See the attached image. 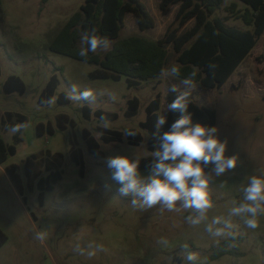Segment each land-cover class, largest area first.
<instances>
[{
  "label": "rangeland",
  "instance_id": "1",
  "mask_svg": "<svg viewBox=\"0 0 264 264\" xmlns=\"http://www.w3.org/2000/svg\"><path fill=\"white\" fill-rule=\"evenodd\" d=\"M85 0H0V137L16 145V153L0 163V264H187L182 245H189L198 256V264H264V215L258 217L256 229L247 228L241 217H232L237 225L235 239L227 245V253L211 258L219 244L229 238L212 237L205 224L215 216L228 218L229 209L242 201V188L251 175L264 176V36L258 41L238 70L218 88L207 89L197 84L191 99L213 108L216 112L217 135L227 140L226 156H238L234 170L217 177L213 171L209 190L213 207L208 220L199 226L186 222L194 210H185L177 202V210H162L160 205L141 209L132 207V197L121 196L120 185L111 179L106 159L115 155L133 156L141 162L151 159V134L140 126L146 118V106L159 98L158 117L167 107L166 91L178 80L160 75L128 86L126 76L120 79L101 74L103 69L94 63L52 51L48 44ZM154 18L150 28L139 29L136 16L127 12L124 25L112 45L123 38L138 35L149 39L163 36L166 24L174 20L173 6L164 13L160 0H141ZM234 0H224L215 15L224 13V6ZM243 4V3H242ZM245 27L242 20H238ZM192 26L187 22L184 28ZM260 52V56L256 53ZM101 56L105 51L98 50ZM175 63L171 46L164 68ZM59 83L50 99L53 104H40V93L52 74ZM10 74L18 75L25 86L21 93H7L3 84ZM79 90L91 89L96 98L89 101L59 102L60 92L68 97L72 86ZM115 97L114 99L112 97ZM136 96L139 105L132 115H125L127 100ZM118 113L116 119L91 115L86 118L82 106ZM20 112L28 117V128L15 140L2 118L6 112ZM60 120V121H59ZM59 121V123H58ZM51 124L54 132L36 134L38 124ZM128 128L140 131L142 140L137 145L121 140L105 142L102 130ZM98 143L104 156H94L87 149V138ZM72 149L80 151L85 173L71 158ZM41 153L43 167L50 164L54 154L61 172L52 189L45 190L43 202L34 179L30 188L25 174L27 157ZM152 163V159H151ZM151 165V164H150ZM142 175L149 174L150 166L139 167ZM44 175V171L41 172ZM43 231V241L35 239ZM167 241L166 244L160 243ZM102 244L104 250L89 257L88 245ZM77 246L85 254L77 251Z\"/></svg>",
  "mask_w": 264,
  "mask_h": 264
},
{
  "label": "trees",
  "instance_id": "2",
  "mask_svg": "<svg viewBox=\"0 0 264 264\" xmlns=\"http://www.w3.org/2000/svg\"><path fill=\"white\" fill-rule=\"evenodd\" d=\"M224 0H160L159 7L166 12L170 5L176 4L174 20L168 24L162 37L149 39L138 35H131L116 41L110 51L103 56L98 53H89L87 59L77 55L80 47V34L92 27H96L100 35L107 36L110 40L116 39L120 29L124 25V17L127 12H133L136 16L139 29L143 30L154 25V18L146 5L141 0H85L79 10L74 12L64 25L54 35L48 47L57 53L65 54L76 59L85 60L99 65L101 74L113 79L126 76L128 86L139 85L143 80L160 75L169 55V47L175 53V63L181 68V76L197 72L196 81L201 87L212 89L223 85L235 72L242 61L250 54L258 40L264 35V0H238L244 7H239L237 1H232L224 6V13L215 15ZM1 14V8H0ZM242 20L245 24L237 26L230 24V20ZM192 21V26L184 28L185 24ZM217 65L214 74L209 70V63ZM59 79L54 73L48 80L45 88L40 93L38 102L45 104L53 95ZM166 91V102L170 104L176 98V94ZM3 90L7 93L25 90L22 79L15 74H10L3 84ZM59 102H68L66 92L58 95ZM139 105V98L133 96L127 100L125 115L135 113ZM159 108L158 95L146 106V118L140 122V126L150 134L149 149L153 150V143L159 140V136L170 129L171 124L180 117L176 111L166 112V123L156 128ZM188 112L192 114V122L215 127L216 112L213 108L196 103L191 99ZM83 116L90 118L92 114L99 118L116 119L118 113L103 109L92 108L85 102L82 106ZM60 121V120H59ZM58 121V123H59ZM28 123L27 115L20 112L8 111L2 118L4 127L10 128L17 123ZM45 131L54 132V127L49 123L38 124L36 134L42 135ZM133 132L135 135H127ZM128 138V143L137 145L142 140L141 133L136 128H128L125 132L120 130H102L101 138L105 142L121 140L123 135ZM15 140H20V133L13 135ZM87 149L94 156H104V151L99 143L92 137L87 138ZM14 143H6L0 137V163L9 155L16 153ZM54 160L43 167L41 153H34L27 157L24 163L25 174L30 188L34 186V179L39 189V201L43 202L45 190L53 188L61 179L60 170L55 161H59L60 154L53 155ZM71 158L79 166V173L84 176L85 167L80 151L72 149ZM151 159L141 162L139 167H148ZM212 164L205 171L211 172ZM44 171V175L41 172ZM232 238L220 242L219 250L211 255L217 258L227 253V245Z\"/></svg>",
  "mask_w": 264,
  "mask_h": 264
},
{
  "label": "clouds",
  "instance_id": "3",
  "mask_svg": "<svg viewBox=\"0 0 264 264\" xmlns=\"http://www.w3.org/2000/svg\"><path fill=\"white\" fill-rule=\"evenodd\" d=\"M112 41L99 34L96 27H92L80 34V47L77 55L87 59L89 53L110 51ZM210 71L217 67L214 63L207 65ZM197 72L193 71L187 76H181V68L172 65L161 68L160 77H172L178 80L169 91L176 94L172 103L167 104L166 110L156 121L157 130L166 123V112L176 111L181 115L175 120L170 129L159 136V146L151 152L152 163L149 174L144 176L139 170L141 158L134 154L115 155L106 159L105 163L110 170L111 179L118 183V192L121 196L132 197L131 206L141 209L160 205L161 209L177 210V202L185 210H194L195 215L189 214L185 219L191 226H199L208 220V211L213 207L210 198V176L205 171L209 164L214 166L213 171L217 177L226 171L234 170L238 164V156H226L227 140L217 135L218 129L201 123L192 122V114L188 112L191 104V93L197 87ZM74 101H89L96 98L91 89L79 90L72 86L68 95ZM115 98L114 96L112 97ZM53 104L54 99H49ZM28 123H17L9 128L13 134L20 133L28 128ZM127 135H135L133 132ZM243 198L240 203L229 209L228 218L215 216L210 223L205 224V231L212 237H225L235 239L232 217H241L244 225L249 229L259 226L258 217L264 215V176L251 175L247 177V184L242 188ZM43 231L35 234V239L43 241ZM166 244L167 241L161 240ZM91 251L89 257L97 251H103L102 244L88 245ZM187 264H198V256L189 245H182ZM80 254L85 250L77 246Z\"/></svg>",
  "mask_w": 264,
  "mask_h": 264
},
{
  "label": "crops",
  "instance_id": "4",
  "mask_svg": "<svg viewBox=\"0 0 264 264\" xmlns=\"http://www.w3.org/2000/svg\"><path fill=\"white\" fill-rule=\"evenodd\" d=\"M234 1H237V2H238L239 7H244V5H243L240 1H238V0H234ZM231 2H232V1H231ZM173 8H174L173 13H174V15H175V11H176V9H177V5L175 4V5L173 6ZM189 22H192V21H189ZM192 23H193V22H192ZM229 23H230V24L237 25V26H241V24L238 22V20H233V21L230 20ZM166 27H167V24H166ZM263 36H264V35H263ZM263 36H261V37H263ZM261 39H262V38H261ZM258 41H259V40H258ZM257 44H258V42H257ZM257 44H256V46H257ZM256 46H255V47H256ZM255 47H254V48H255ZM254 48L251 50L250 54H252V52L254 51ZM250 54H249V55H250ZM256 55H257V56H260L261 54H260V52H257ZM242 62H243V61H242ZM241 64H242V63H241ZM241 64H240V65H241ZM240 65L238 66V68L240 67ZM238 68L235 70V72L238 70ZM235 72H234V73H235ZM234 73H233V74H234ZM233 74H232V75H233ZM232 75H231V76H232ZM231 76L228 78V80L231 78ZM228 80H227V81H228Z\"/></svg>",
  "mask_w": 264,
  "mask_h": 264
}]
</instances>
